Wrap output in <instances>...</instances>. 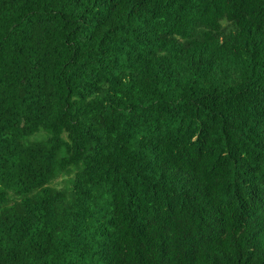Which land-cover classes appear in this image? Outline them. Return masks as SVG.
I'll return each mask as SVG.
<instances>
[{"label": "trees", "instance_id": "trees-1", "mask_svg": "<svg viewBox=\"0 0 264 264\" xmlns=\"http://www.w3.org/2000/svg\"><path fill=\"white\" fill-rule=\"evenodd\" d=\"M0 264H264V0H0Z\"/></svg>", "mask_w": 264, "mask_h": 264}, {"label": "rangeland", "instance_id": "rangeland-1", "mask_svg": "<svg viewBox=\"0 0 264 264\" xmlns=\"http://www.w3.org/2000/svg\"><path fill=\"white\" fill-rule=\"evenodd\" d=\"M63 179H59L58 181H56L55 183H54V186H57V187H61L63 184Z\"/></svg>", "mask_w": 264, "mask_h": 264}]
</instances>
